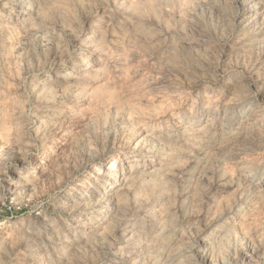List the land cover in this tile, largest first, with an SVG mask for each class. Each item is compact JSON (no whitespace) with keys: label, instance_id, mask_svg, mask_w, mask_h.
Instances as JSON below:
<instances>
[{"label":"rangeland","instance_id":"374dc122","mask_svg":"<svg viewBox=\"0 0 264 264\" xmlns=\"http://www.w3.org/2000/svg\"><path fill=\"white\" fill-rule=\"evenodd\" d=\"M0 264H264V0H0Z\"/></svg>","mask_w":264,"mask_h":264},{"label":"bare ground","instance_id":"6f19581e","mask_svg":"<svg viewBox=\"0 0 264 264\" xmlns=\"http://www.w3.org/2000/svg\"><path fill=\"white\" fill-rule=\"evenodd\" d=\"M115 161V163H116V159H114ZM114 165V164H113ZM117 168H118V162H117V166H115V168L111 165L108 169H107V171L109 172V174H111V175H113L114 176V178L116 177V175H117ZM113 178V179H114ZM116 179V178H115ZM115 182H113V184H114Z\"/></svg>","mask_w":264,"mask_h":264}]
</instances>
